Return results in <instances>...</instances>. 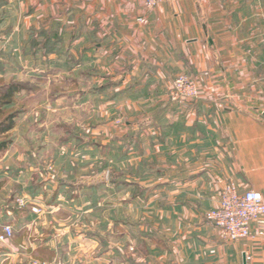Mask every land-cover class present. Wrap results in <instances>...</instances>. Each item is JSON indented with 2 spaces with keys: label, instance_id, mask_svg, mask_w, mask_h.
Instances as JSON below:
<instances>
[{
  "label": "crops",
  "instance_id": "crops-1",
  "mask_svg": "<svg viewBox=\"0 0 264 264\" xmlns=\"http://www.w3.org/2000/svg\"><path fill=\"white\" fill-rule=\"evenodd\" d=\"M0 1L1 52L11 35L25 57L33 37L42 47L31 59L58 51L68 66L80 62L68 71L95 72L98 102L118 116V149L128 151L114 165L133 177L112 183L140 190L124 200L144 198L151 231L147 257L129 264H264L257 225L253 238L228 242L206 218L227 185L264 198V0L154 10L142 0ZM181 74L197 82L200 99H169Z\"/></svg>",
  "mask_w": 264,
  "mask_h": 264
},
{
  "label": "rangeland",
  "instance_id": "rangeland-1",
  "mask_svg": "<svg viewBox=\"0 0 264 264\" xmlns=\"http://www.w3.org/2000/svg\"><path fill=\"white\" fill-rule=\"evenodd\" d=\"M14 39L10 35L0 50V93L20 87L0 115V121L16 115L14 128L0 135V142L12 141L0 153V233L6 225L14 230L11 240L0 243V264H129L146 258L151 231L144 198L129 205L125 201L140 190L112 183L133 174L114 165L128 147L125 153L118 149V116L98 102L96 73H71L68 68L80 62L68 66L58 51L40 59L39 51L31 59L35 46L42 47L31 39L22 57Z\"/></svg>",
  "mask_w": 264,
  "mask_h": 264
},
{
  "label": "built area",
  "instance_id": "built-area-1",
  "mask_svg": "<svg viewBox=\"0 0 264 264\" xmlns=\"http://www.w3.org/2000/svg\"><path fill=\"white\" fill-rule=\"evenodd\" d=\"M145 9L154 10L163 4H175L178 0H142ZM144 23L143 19H140ZM169 99L176 104L194 102L200 99L197 82L187 74L177 76L169 92ZM20 207L25 201H18ZM223 234L224 240L236 242L253 238L252 226L257 225L256 235L264 236V198L260 192L249 190L240 193L238 188L227 185L221 192L220 205L206 215ZM14 236V230L6 225L0 233V243H6ZM32 264H41L34 262Z\"/></svg>",
  "mask_w": 264,
  "mask_h": 264
},
{
  "label": "trees",
  "instance_id": "trees-1",
  "mask_svg": "<svg viewBox=\"0 0 264 264\" xmlns=\"http://www.w3.org/2000/svg\"><path fill=\"white\" fill-rule=\"evenodd\" d=\"M20 87H18L17 85H11L10 87L7 88L6 93H0L3 95H0V115L3 114L4 112V106L6 107H10L11 105H13V103L11 101H5V100H9V98L12 97V95L19 90ZM15 119H16V115L15 114H11L7 117H5V119H3V121H0V135H4L8 132H10L15 125ZM12 141L9 139H5L3 141L0 142V153L7 150L10 145H11Z\"/></svg>",
  "mask_w": 264,
  "mask_h": 264
}]
</instances>
